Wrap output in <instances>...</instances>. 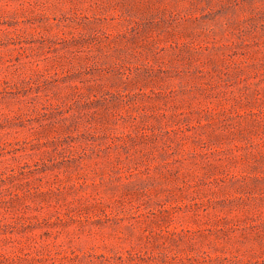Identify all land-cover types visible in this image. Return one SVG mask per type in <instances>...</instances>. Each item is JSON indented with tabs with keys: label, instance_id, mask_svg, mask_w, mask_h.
Returning a JSON list of instances; mask_svg holds the SVG:
<instances>
[{
	"label": "rangeland",
	"instance_id": "rangeland-1",
	"mask_svg": "<svg viewBox=\"0 0 264 264\" xmlns=\"http://www.w3.org/2000/svg\"><path fill=\"white\" fill-rule=\"evenodd\" d=\"M0 264H264V0H0Z\"/></svg>",
	"mask_w": 264,
	"mask_h": 264
}]
</instances>
